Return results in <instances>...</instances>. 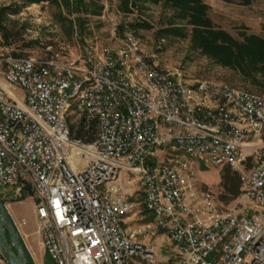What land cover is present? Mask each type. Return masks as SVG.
<instances>
[{
  "label": "built area",
  "instance_id": "2783aa9c",
  "mask_svg": "<svg viewBox=\"0 0 264 264\" xmlns=\"http://www.w3.org/2000/svg\"><path fill=\"white\" fill-rule=\"evenodd\" d=\"M89 57L12 56L0 68V188L32 198L50 264L155 263L126 222L139 192L176 246L171 264H264V93L187 83L132 29ZM82 120L96 122L92 141L73 136ZM202 162L239 173L234 208L196 185Z\"/></svg>",
  "mask_w": 264,
  "mask_h": 264
},
{
  "label": "rangeland",
  "instance_id": "374dc122",
  "mask_svg": "<svg viewBox=\"0 0 264 264\" xmlns=\"http://www.w3.org/2000/svg\"><path fill=\"white\" fill-rule=\"evenodd\" d=\"M203 2L208 5L207 14L215 28L226 30L239 40L250 34L264 36V0H252L248 5L240 0ZM128 29L133 30L151 62L174 72L187 83L213 79L264 93L262 72L256 73V82L237 69L218 64L193 41L192 25L181 17L177 8L149 0H84L83 6H78L75 0L33 3L30 0H0V68L4 66V59L16 56L14 53L69 61H84L88 57L86 61L89 62V56L98 57L105 49L119 45ZM15 96L23 101L24 90H16ZM225 166L199 163L196 185L212 190L220 208L230 210L237 205L238 196L233 198L222 185ZM137 189L136 183L126 187L130 194ZM15 193L12 186L0 188V197L15 224L23 219L26 221L24 230L29 236L26 242L21 240L31 264L35 261L50 264L36 234L34 202L29 196L15 198ZM133 195L138 213L126 219L127 226L137 230L139 239L153 247L155 263L152 264H171L177 249L167 229L159 227L146 212L142 194ZM0 259L2 264H8L1 253Z\"/></svg>",
  "mask_w": 264,
  "mask_h": 264
},
{
  "label": "trees",
  "instance_id": "16d2710c",
  "mask_svg": "<svg viewBox=\"0 0 264 264\" xmlns=\"http://www.w3.org/2000/svg\"><path fill=\"white\" fill-rule=\"evenodd\" d=\"M44 0H30L41 2ZM78 6L84 5V0H75ZM153 3L164 2L178 9L182 18L192 25V39L202 51L213 58L218 64L237 69L244 76L257 81V72L264 74V36L250 34L243 40L235 38L226 30L215 28L207 14L208 5L203 0H149ZM250 4L252 0H240ZM19 56L20 54L14 53ZM74 128V126H73ZM75 131V137L84 141H92L97 132L95 121L87 124L80 121ZM222 185L233 198L240 193V176L230 166H225L222 174ZM27 252L31 264L30 255Z\"/></svg>",
  "mask_w": 264,
  "mask_h": 264
},
{
  "label": "water",
  "instance_id": "95a60500",
  "mask_svg": "<svg viewBox=\"0 0 264 264\" xmlns=\"http://www.w3.org/2000/svg\"><path fill=\"white\" fill-rule=\"evenodd\" d=\"M0 253L8 264H29V258L15 222L0 197Z\"/></svg>",
  "mask_w": 264,
  "mask_h": 264
},
{
  "label": "crops",
  "instance_id": "0c3cea01",
  "mask_svg": "<svg viewBox=\"0 0 264 264\" xmlns=\"http://www.w3.org/2000/svg\"><path fill=\"white\" fill-rule=\"evenodd\" d=\"M35 211V210H34ZM35 213V212H34ZM35 218H36V216H35ZM16 225L19 227V229H20V232H21V238H23V240L25 241L26 240V237H28L29 236V233L27 234L26 232H25V227L24 226H21V224L20 223H17L16 222ZM26 242V241H25ZM35 264H39L37 261H35Z\"/></svg>",
  "mask_w": 264,
  "mask_h": 264
}]
</instances>
